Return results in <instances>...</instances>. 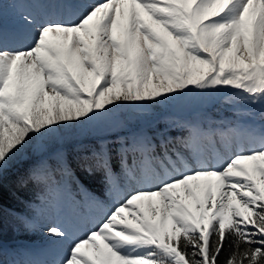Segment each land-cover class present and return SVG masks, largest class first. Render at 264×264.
<instances>
[{
    "label": "snow or ice",
    "instance_id": "snow-or-ice-1",
    "mask_svg": "<svg viewBox=\"0 0 264 264\" xmlns=\"http://www.w3.org/2000/svg\"><path fill=\"white\" fill-rule=\"evenodd\" d=\"M219 97L231 119L136 121L70 154L64 129L121 108ZM19 187L99 176L111 203L82 230ZM38 229L37 251L5 243ZM264 264V0H0V264Z\"/></svg>",
    "mask_w": 264,
    "mask_h": 264
},
{
    "label": "rangeland",
    "instance_id": "rangeland-1",
    "mask_svg": "<svg viewBox=\"0 0 264 264\" xmlns=\"http://www.w3.org/2000/svg\"><path fill=\"white\" fill-rule=\"evenodd\" d=\"M218 107L232 111L230 107L223 104L219 97L199 96L181 97L147 110L121 108L110 113L103 120L93 121L76 129L61 130L56 134V139L67 150L90 141L107 139L130 122L176 121L174 117L181 122L197 121L195 118L202 119L201 121H209L208 112ZM180 117L183 120L179 119ZM20 163H31V159H26L24 155H18L11 162L9 169ZM91 197L99 198L106 204L111 203L110 194L107 193L104 198H100L83 188L74 187L69 182H66V186L59 190L40 188L38 198L34 202L41 213V220L47 219L54 210H58L61 215L75 222L82 230H87L93 226L92 222L99 215H102V211L92 204ZM3 238L5 243L24 242L37 251L46 250L53 246L50 238L39 229L35 233L29 234L14 232Z\"/></svg>",
    "mask_w": 264,
    "mask_h": 264
},
{
    "label": "trees",
    "instance_id": "trees-1",
    "mask_svg": "<svg viewBox=\"0 0 264 264\" xmlns=\"http://www.w3.org/2000/svg\"><path fill=\"white\" fill-rule=\"evenodd\" d=\"M209 121H216L220 122L225 119H231L233 116V113L231 110L223 109L222 107L213 108L210 112H208ZM176 121H179L176 117H174ZM183 120V118H179ZM195 120H198L195 118ZM202 119H199L198 121H201ZM181 122V121H179ZM112 136L108 137L107 139H110ZM95 141H90L88 143H94ZM76 147L67 149V151L70 154H74V149ZM30 166V163H20L18 165H15L12 167V169H8L5 180H4V191H3V198H4V204L5 207H12V208H21L22 205L18 202V200L15 197H19L24 200H32L35 198L37 191L39 187L33 186L32 184H29L25 188L19 187L17 181L20 177L26 175L27 169ZM78 175L81 177V183L83 186L87 187L88 189L97 192L98 194H103L105 191V187L101 182V178L99 176L91 177L85 179L82 173H78ZM14 231L10 226L6 224L5 227V233L4 237L10 236L13 234ZM231 253V249L226 245L224 250L222 251L221 255L218 258V264H226L229 256Z\"/></svg>",
    "mask_w": 264,
    "mask_h": 264
}]
</instances>
